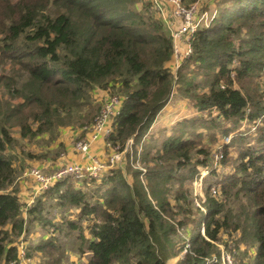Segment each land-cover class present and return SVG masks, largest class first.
<instances>
[{
  "label": "trees",
  "instance_id": "1",
  "mask_svg": "<svg viewBox=\"0 0 264 264\" xmlns=\"http://www.w3.org/2000/svg\"><path fill=\"white\" fill-rule=\"evenodd\" d=\"M219 2L179 70L178 90L209 115L178 123L153 150L138 146L177 80L172 36L150 0H0V264L20 262L22 245L26 257L62 264L61 238L79 242L73 253L87 256L80 264H168L178 256L176 264H204L220 257L221 247L239 264H264V0ZM192 65L208 77L209 91L195 90ZM99 89L122 98L107 141L123 150L138 140L137 167L128 160L99 178L66 176L24 204L11 189L15 134H48L56 142L62 128L92 123L102 107L94 99ZM260 120L240 165L216 184V194L212 185L205 189L204 213L188 186L210 160L200 130L227 134ZM35 224L47 231L30 242Z\"/></svg>",
  "mask_w": 264,
  "mask_h": 264
},
{
  "label": "rangeland",
  "instance_id": "2",
  "mask_svg": "<svg viewBox=\"0 0 264 264\" xmlns=\"http://www.w3.org/2000/svg\"><path fill=\"white\" fill-rule=\"evenodd\" d=\"M219 1L220 0H203L204 3L201 6V11H207V12L216 11L218 6H220ZM5 67L6 69H8V66H5ZM191 67L196 70V72L192 73L191 75L193 77L192 81H194V84L196 85L195 90H197L199 93L209 91V88L204 85V83L208 80V77H206L205 74L202 73L201 71L199 72L198 68L195 65H192ZM3 70H4L3 63H0V76L2 75V73H4ZM179 70L176 72L177 74L176 85L177 86L175 87V90L176 89L177 90L175 91L174 99H177L179 102H181V107H185L186 112H191L192 114L189 115L190 117L189 116L184 117V115L186 114L183 113V114L176 116V118H173L172 120V118L169 119L168 117H165L164 115V113L168 111H163L158 116V119H156L157 124L155 128L153 130H149V129L147 130L149 132H152V134L149 135L147 139L145 138L144 143L142 139V141L140 142V146L155 147L153 149L155 150L157 147H160V145L165 140V138H167L168 136H170L171 134H173L175 131L179 129L178 123H181L185 119H189V118L193 119L198 114H201V115L204 114V116L209 115V114H206L208 113V111L207 112L203 111L204 113L200 112L199 108L196 106L195 101L193 99L180 93V91L178 90L179 86L181 85L179 82ZM2 93H3V90L0 89V95ZM95 102L97 101L95 100ZM194 104H195V109H197V112L196 114L193 115ZM211 112L213 115L212 117L217 115V114H214L216 112L215 108H213ZM166 120H168V122H166ZM227 125H228L227 128H230L232 126V123L227 122ZM262 125H263L262 120H260L256 125L246 122V121L241 122L240 125L233 126L232 129L227 134H225V132H222L221 128L212 129V130L210 129L200 130L204 132H202V135L200 136V138H198V141H200L201 146L206 147L210 151V160L208 162L209 163L208 164L209 173L204 175L202 171L198 169V167H203V165L199 164V166L196 168L197 172L195 174V177L193 179H190L188 182V186L191 190L192 197L194 198L196 202V206H198L199 200H201L200 193H203L205 195V189L209 185H212V187L216 186V184H218L226 175L234 171L237 168V166L240 165L242 161L241 160L242 155L244 151H246V149L248 148V145H254V143L258 140L259 131L256 128H259ZM64 129L65 128H62V130ZM79 130L82 133H86V131L83 130L82 128H79ZM15 136L18 139L19 144L15 149H13L12 153L15 157L14 163L17 165V176H19L18 177L19 188H17L19 192H20L21 184L27 185L29 180L31 179L36 180L35 178H33L34 176L28 174L31 168L40 167L39 169L45 175H52L56 173L60 168L65 166L66 164H69L68 162L65 161V159L62 158L64 154H66L67 150L63 148V146H62V149H58L59 147H56V144L59 143L58 140H60L63 137L62 131L60 132L59 137L56 139V142L52 140L51 138H49L48 134H42L33 139H30V138L23 139L21 138L19 133H16ZM229 136H231L230 143L224 144V139ZM81 137H84V136H81ZM184 137L188 138L189 137L188 133L185 134ZM77 140L78 138H76L73 141L74 145ZM220 150H222L224 157L220 160V162L216 164V161H215L216 155L217 153H219ZM133 154H134V149H133ZM199 158L204 159V155H200ZM102 159L103 161L107 162L108 156H103ZM133 159H134V155H133ZM126 160H127L126 155H123L122 160L118 163L117 166H115V168L122 167V162H123V166H124L123 169H125L126 164H127ZM52 161H57L58 163L60 162V164H57L58 168L57 169L50 168L49 170L48 169L46 170V168H44L43 165L48 166L50 165L49 163H52ZM130 164L134 168L137 167L134 164V162H130ZM214 166H217V167L214 168ZM38 184L39 183H35L34 186L40 187ZM15 186H13L14 190L16 189ZM25 191L27 195H29L32 189L28 187V189H26ZM71 211L73 213L78 212L77 209H73ZM56 219H59V217L55 218V221H57ZM56 223L55 225L57 226ZM49 229L51 230V233L53 230H55L54 226L53 227L51 226ZM83 229H84L85 235L88 236L90 234V230L86 226H83ZM33 230H34V233H33L32 238L29 237L30 242L32 240H35V238L41 235L43 232L47 231V230H44V227L41 226L40 224H35L33 226ZM61 242H62L61 243L62 246L66 247V253L64 257L62 258V264H80L81 259L82 260L84 259L86 261L87 256L85 254L81 257L79 253H75V252L73 253L76 245L79 243L78 241L76 242L75 239L73 238H70L69 240L65 238H61ZM185 242L188 243L187 237L185 238ZM184 253L185 252H183V255ZM31 257L33 259L32 264H47L48 262L47 257H42L39 255H35ZM245 261H248V258H245ZM236 262L237 264H239V261L237 258H236ZM13 263L14 261H12V264ZM173 263L174 262L170 260L168 264H173Z\"/></svg>",
  "mask_w": 264,
  "mask_h": 264
},
{
  "label": "built area",
  "instance_id": "3",
  "mask_svg": "<svg viewBox=\"0 0 264 264\" xmlns=\"http://www.w3.org/2000/svg\"><path fill=\"white\" fill-rule=\"evenodd\" d=\"M153 4V9L157 13L164 23L168 31L170 32L174 44V63L172 66V71L174 73L175 81L177 80L176 72L181 67L183 61L192 54L193 48L191 45L192 38L197 32L201 25H207L210 19L214 17L216 11L207 12L201 11V6L203 5V0H197L194 3H186L184 0H150ZM177 28H174L175 25ZM184 43L185 49L180 50L178 44ZM263 86H264V75H263ZM122 98L121 96L114 94L110 95L107 101L102 105V108L98 114L93 119L92 123L85 124L82 129L88 134L87 137H82L78 139L75 143V147L78 151L88 152L90 150L93 141L99 138H106L111 133V122L113 117L118 113L121 106ZM215 113L218 114L219 111L216 107ZM231 136L224 139V144L230 143ZM107 147L111 150V154L108 157V161L99 160L95 158L87 167L80 164L69 163L60 168L56 173L52 175H45L39 168L33 167L29 171V174L34 176V178L39 183V189L44 191L48 189L55 181H59L66 176L74 177L77 180L83 179L85 176H90L93 178H99L104 172L109 169L114 168L122 160L125 152L132 154L131 149L127 147L120 150L119 146L115 147L110 142L107 141ZM224 157L222 150L216 155V164ZM198 167V166H197ZM217 166H214L216 168ZM202 173L208 174L209 167L203 166L198 167ZM144 172L145 170L142 169ZM40 191V192H41ZM213 194L217 193L216 187H212ZM201 200H199L198 206H200L206 213V209L202 206L205 201V195L200 194ZM202 232H204V227H202ZM189 244H187L188 246ZM20 262L14 261L13 264H32V259L26 257L23 245L21 246L19 252ZM12 264V262H11ZM204 264H237L234 260L232 254L226 252L222 248L221 256L216 255L211 258H207Z\"/></svg>",
  "mask_w": 264,
  "mask_h": 264
},
{
  "label": "crops",
  "instance_id": "4",
  "mask_svg": "<svg viewBox=\"0 0 264 264\" xmlns=\"http://www.w3.org/2000/svg\"><path fill=\"white\" fill-rule=\"evenodd\" d=\"M177 27H178V25L176 24L174 26V28H177ZM178 45L180 47V50L185 49L184 43H180ZM173 63H174V57H173L172 61L170 62L171 70H172ZM176 90L174 88V91H173V93L171 95V98L169 99V101L167 102V104L162 108V110L159 112V114L157 115L156 119H158V116L163 111H168V112L164 113V115H165V117H168L169 119L172 118V120H173V118H176V116H178L180 114H183V113L186 114V115H184V117L189 116V115L192 114L191 112H186V108L185 107H181V102H179L177 99H174V96H175L174 94H175V91ZM177 93H178V91H177ZM110 95H111V93L109 91L99 89V90H97L95 92V94H94V97L95 98L94 99L97 102H99L100 104L102 103V105H103L107 101V99H108V97ZM172 96H173V98H172ZM193 110H194V112H193V115H194L197 112V109H195V104H194V109ZM156 119L154 120V122L149 127V130H153L155 128V126L157 124L156 123ZM166 122H168V120H166ZM166 122H165V124H166ZM61 131L63 133V137L60 140H58L59 143L56 144V147H59L58 145L59 144H62L63 145V148H65L67 150L66 154H64V156L62 158L65 159V161L68 162V163L80 164V165H82L84 167H87L90 164H92V162H93V160L95 158H97L99 160H103L102 159L103 156H108L109 157V155L111 154V150L107 147V139L106 138H102L101 137V138L93 141L92 144H91L90 150L88 152H81V151H78L76 149L73 141L76 138H78V139L79 138H82L81 136L87 137L88 134L82 133L79 130L78 127H71V126L65 127V129L64 130H61ZM151 134H152V132H149V131L145 132L144 133V136L142 137V139L143 138H146L147 139V137H149V135H151ZM136 141H138V140H136V139H130L126 143V145H125V148L127 147L128 149H131V151H132V154L129 153V152H125L126 159H127L126 162H128V160H129V162L130 161L132 162V159H133V149L136 147ZM138 149H140V144L138 146ZM57 161H52V163H49L50 165H48V166L47 165H43V166H44V168H46V170L47 169L49 170L50 168L57 169L58 168V165L57 164H60V162L58 163ZM14 166L17 169V165L15 163H14ZM122 167H124L123 166V162H122ZM18 177L19 176L16 177L15 182L12 185L11 189L14 190L13 189V186L16 185L15 186V188H16L15 190H17V193L20 196L21 201L24 204L30 206L34 202V200L36 199V197L40 194L39 187L34 186V184L35 183H38V182L36 180H32L31 179L27 183L28 186L27 185H24V184H21L20 185V192H19L18 189H17V188H19V185H18ZM129 178H130V182H132V177H129ZM28 187L32 189V191H31V193L29 195H27V193L25 191L26 189H28ZM200 194H203V193H200ZM25 216H26V212H25ZM24 244H25V242H24ZM179 259H180V256L173 257V258H171V259L168 260V263L171 260V261L174 262L173 264H176V262ZM2 264H4V263H2Z\"/></svg>",
  "mask_w": 264,
  "mask_h": 264
}]
</instances>
